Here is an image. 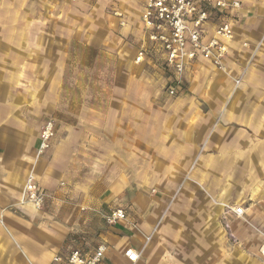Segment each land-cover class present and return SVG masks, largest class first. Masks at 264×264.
Here are the masks:
<instances>
[{"label": "crops", "instance_id": "obj_1", "mask_svg": "<svg viewBox=\"0 0 264 264\" xmlns=\"http://www.w3.org/2000/svg\"><path fill=\"white\" fill-rule=\"evenodd\" d=\"M238 1L224 70L196 56L169 96L144 0H0V264H60L101 243L99 264H264V0ZM47 119L54 136L36 157ZM29 173L41 210L19 203ZM117 207L125 217L107 225Z\"/></svg>", "mask_w": 264, "mask_h": 264}, {"label": "built area", "instance_id": "obj_2", "mask_svg": "<svg viewBox=\"0 0 264 264\" xmlns=\"http://www.w3.org/2000/svg\"><path fill=\"white\" fill-rule=\"evenodd\" d=\"M240 6L238 0H144L141 14L145 34L148 40L161 46L165 55V63L172 69V78L167 83L169 96H176L182 85L186 62L201 56L212 64L224 70L223 58L226 55V42L233 36L230 17L227 12ZM117 14V13H116ZM228 16L224 18V16ZM213 17L217 21L211 38L204 40V23ZM245 45V44H244ZM145 49H139L135 62L143 59ZM239 79L235 81L237 84ZM54 136V122L47 119L42 125L36 157L43 155L51 146ZM63 185V182H60ZM46 193L39 187L36 179L29 173L24 181L19 203L29 204L35 210H41L44 205ZM84 210V208H82ZM225 212L243 218L242 206H225ZM125 217V210L117 207L104 215L107 225H114ZM227 236L235 241L230 229L225 225ZM260 254L264 257V234L261 233ZM106 245L99 244L91 256H83L78 249H73L62 258L54 256L53 262L60 264H99ZM124 255L128 261L134 263L138 260L140 252L127 248Z\"/></svg>", "mask_w": 264, "mask_h": 264}, {"label": "rangeland", "instance_id": "obj_3", "mask_svg": "<svg viewBox=\"0 0 264 264\" xmlns=\"http://www.w3.org/2000/svg\"><path fill=\"white\" fill-rule=\"evenodd\" d=\"M118 2V1H117ZM111 6H113V5H111ZM110 12H112V10L110 9L109 10ZM116 27V26H115ZM115 27H114V29H112L113 30V32H114V34H115V36H114V40H115V42L116 43H118V41H121V39H122V36H121V32L117 29H115ZM124 42H128V43H131L132 44V42L130 41V38H128L127 40H125ZM89 55H90V53H89ZM95 55L97 56V55H100V60H97V62H96V64H95V85L96 86H98V85H102V83H104V79L102 78V73L100 72V71H102L103 69H102V67H103V63H102V52L100 53V52H98V50H96V52H95ZM123 65V67H124V70L126 71V72H130V70H133L131 67H130V63H128V62H125V63H123L122 64ZM146 70L147 69H150V71L152 70L151 69V67L149 68V67H147V68H145ZM152 71H155V70H152ZM112 81H114V79H107L106 80V82L107 83H110V82H112ZM100 83V84H99Z\"/></svg>", "mask_w": 264, "mask_h": 264}]
</instances>
